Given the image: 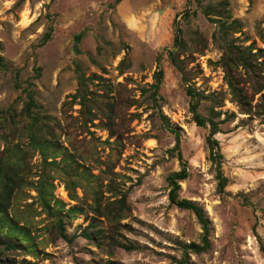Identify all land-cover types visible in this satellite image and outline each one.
<instances>
[{
    "label": "rangeland",
    "instance_id": "1",
    "mask_svg": "<svg viewBox=\"0 0 264 264\" xmlns=\"http://www.w3.org/2000/svg\"><path fill=\"white\" fill-rule=\"evenodd\" d=\"M8 166L0 264H264V0H0Z\"/></svg>",
    "mask_w": 264,
    "mask_h": 264
},
{
    "label": "trees",
    "instance_id": "2",
    "mask_svg": "<svg viewBox=\"0 0 264 264\" xmlns=\"http://www.w3.org/2000/svg\"><path fill=\"white\" fill-rule=\"evenodd\" d=\"M181 34H182L181 29L178 26H176L175 45H176L177 48H180L181 45H182V36H181ZM50 37L51 36H50V33H49L46 36V39H49ZM80 37H81L80 35L77 36V40L78 41L80 40ZM170 56H171L172 62L175 63V58H174L173 53H170ZM162 78H163V72L161 70H159L157 72V79H158L157 89H159V87H160ZM191 93H192V91H191ZM193 112H194V120H195V122L199 126H204L205 125V120L196 113V106L193 107ZM28 117H29V113L27 114V119H28ZM212 127H213V130L211 131V133H210V135L208 137V143H209V145L211 147L212 159L217 165V173H218L217 176H218V180H219V187H220V189H223L227 180H226V178H224L223 173H222V168H221L222 154L220 152V145H219V142L214 138L215 134L218 133L217 125L215 123H212ZM34 141H36V140L34 139ZM175 149L177 150L178 159L181 162L182 168H181L180 172L175 173V174L171 175L168 178L169 184L171 186V190L169 192V200H170V203L172 205H174V206H176V207H178L180 209L192 211L195 214V216L197 217V219L199 220V222L203 225V229H204V236H203L204 247H198V246H196L194 244H191L190 246H188V248L190 250L195 251V252L205 251L207 249V247L209 246V239H208V236H209V221L206 219L203 210L199 206H197L196 204H194V203H192L190 201H187V200H180L179 197H178V192L180 191V184L179 183L181 181H183V180L188 179L189 178V173H188V170L186 168L185 163L183 162L182 154H181V151H180V140L178 138L176 140ZM8 167L5 168V169H0L2 171H7V174H5V175L0 172V177L4 176L2 182L4 184H6V187H5L6 190L7 189H11L12 184H14L11 176H7L6 177V175H11V170H10L11 167L10 166H8ZM12 173H13V171H12ZM69 193H71L70 190H69ZM9 195H10V193L8 194V196ZM60 228H61L60 230H61L62 238H64L65 240L71 242L72 239L68 238V236L64 233V230H62L61 226H60ZM7 246L10 247V248H14L15 247V245H12V244H8ZM0 262H2L1 259H0Z\"/></svg>",
    "mask_w": 264,
    "mask_h": 264
}]
</instances>
